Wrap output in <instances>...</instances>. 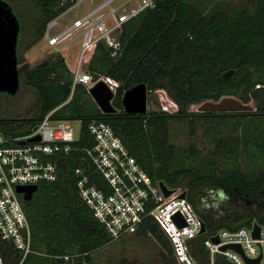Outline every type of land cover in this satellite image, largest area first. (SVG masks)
Returning a JSON list of instances; mask_svg holds the SVG:
<instances>
[{
  "label": "trees",
  "instance_id": "obj_1",
  "mask_svg": "<svg viewBox=\"0 0 264 264\" xmlns=\"http://www.w3.org/2000/svg\"><path fill=\"white\" fill-rule=\"evenodd\" d=\"M30 1L27 13L18 17L22 29H31L34 45L45 37L48 23L77 2ZM252 1L239 5L230 0H154L153 6L118 29L117 49L100 40L87 71L94 80L105 76L119 82L114 112H104L86 85L74 87V75L59 52L21 74L38 94L30 116H5L6 93L0 92V133L6 138L29 135L51 111L53 118L81 121L72 150L53 156L59 177L40 182L31 200L21 197L32 232L31 252L26 254L0 237L4 264H88L94 251L113 241L77 186L78 170L83 168L93 184L112 191L86 151L95 142L89 130L93 121L109 123L155 182L189 189L186 197L206 225L205 233L190 242L200 264L209 262L206 236L223 228L264 225V0ZM142 82L150 94L166 91L177 108L127 112L123 96ZM228 96L253 107L191 110L193 105ZM173 124L184 126L195 139L200 132L211 147L204 152L195 141L187 147L177 145L171 139ZM205 186L217 191L210 202L206 193L196 191ZM138 233L154 236L174 254L153 216L145 219ZM219 264H224L222 257Z\"/></svg>",
  "mask_w": 264,
  "mask_h": 264
},
{
  "label": "built area",
  "instance_id": "obj_2",
  "mask_svg": "<svg viewBox=\"0 0 264 264\" xmlns=\"http://www.w3.org/2000/svg\"><path fill=\"white\" fill-rule=\"evenodd\" d=\"M84 1L77 0L75 5ZM115 1L104 0L61 31H56L61 15L48 23L45 36L57 50H63L83 36L75 68L69 64L74 75V87L81 83L90 90L101 79L107 81L115 92L119 86V82L110 77L102 76L94 80L83 69V65L89 63L100 40H106L117 49L119 43L116 36H113L114 32L129 18L153 6L154 0H142L138 8L121 14L112 6ZM53 112L29 135L12 140L0 133V237L14 242L26 254L31 252L32 232L21 200L23 194L17 191V187L55 181L59 177V164L53 156L58 152L69 153L80 136L74 127V122L81 123L80 120L53 118ZM89 130L95 142L86 151L96 171L108 180L112 191L107 193L93 184L90 174L83 168L78 170L77 186L81 198L94 211L112 240L138 230L151 215L170 239L177 264H200L193 256L190 242L205 233L202 232L204 221L188 198L181 197L184 191L168 186L175 191L166 196L160 182H155L129 153L109 123L93 121L89 124ZM38 135L40 140H30ZM13 141L19 143L11 144ZM177 213L182 215L184 226H180L174 219ZM253 229L254 225L237 230L223 228L206 236L204 247L209 253L208 264H219V257H222L224 264H249L239 251L223 249V246L231 244H240L248 258L260 257L258 264H264V225H261L258 238L253 236ZM213 237H218L219 242H215ZM0 264H4L1 255Z\"/></svg>",
  "mask_w": 264,
  "mask_h": 264
},
{
  "label": "rangeland",
  "instance_id": "obj_3",
  "mask_svg": "<svg viewBox=\"0 0 264 264\" xmlns=\"http://www.w3.org/2000/svg\"><path fill=\"white\" fill-rule=\"evenodd\" d=\"M13 7L16 14L24 17L28 7L31 5L30 0H7ZM104 0H85L79 5H75L60 16L59 26L56 31H61L71 25L76 18L83 16L90 10L96 8ZM232 4L251 5L252 0H230ZM142 0H116L112 6L118 9L119 14L131 12L138 8ZM111 25L113 22H110ZM118 30L113 34L116 35ZM30 28L22 29L19 41V70L21 74L43 61L53 56L55 53L64 55L67 65L74 67L78 62L83 36L78 37L68 47L63 50H57L49 44L48 38L45 36L35 45ZM70 64V66H69ZM88 63L83 65V69L87 70ZM225 98V97H224ZM38 103V94L36 90L30 86L25 80L21 79L20 89L16 95H6L2 100V110L7 117H27L32 114ZM176 108L175 101L164 90H156L148 96V109H164L172 110ZM192 111H201L200 105H193ZM76 133L81 129L80 122H74ZM172 141L182 147H187L195 141L196 146L207 151L211 147L210 142L201 136L195 139L189 136L187 129L179 124H173ZM186 182H188L186 180ZM184 192L189 189L183 186L179 187ZM199 193H206L208 201L215 199L217 191L212 186L197 187ZM88 264H175V256L167 248H164L154 236L140 234L138 230L130 232L122 236L120 239L111 241L107 245L92 253V260Z\"/></svg>",
  "mask_w": 264,
  "mask_h": 264
},
{
  "label": "water",
  "instance_id": "obj_4",
  "mask_svg": "<svg viewBox=\"0 0 264 264\" xmlns=\"http://www.w3.org/2000/svg\"><path fill=\"white\" fill-rule=\"evenodd\" d=\"M21 21L7 0H0V92L9 95H16L20 89L21 72L19 70L18 44L21 35ZM89 92L100 108L106 112L116 111L112 101L115 97V91L104 79L99 80ZM149 90L147 84L142 82L129 88L123 96V105L127 112L144 113L148 110ZM253 104L243 103L238 98L228 96L220 101L207 100L201 103V111H239L250 110ZM41 137L30 138L31 141L40 140ZM160 186L166 196L171 195L175 189H170L164 181H160ZM39 189V184L18 186L17 191L23 194V199L29 201L33 198L35 192ZM186 192L181 197H186ZM174 219L180 226L185 225V221L180 213L174 215ZM206 231V225L203 222L202 232ZM261 224L256 223L253 229V236H260ZM215 242H219L218 237H213ZM232 248L239 251L249 264H258L257 259L248 258L240 244H231L223 246V249Z\"/></svg>",
  "mask_w": 264,
  "mask_h": 264
},
{
  "label": "flooded vegetation",
  "instance_id": "obj_5",
  "mask_svg": "<svg viewBox=\"0 0 264 264\" xmlns=\"http://www.w3.org/2000/svg\"><path fill=\"white\" fill-rule=\"evenodd\" d=\"M20 41V40H19ZM18 53H19V44H18Z\"/></svg>",
  "mask_w": 264,
  "mask_h": 264
},
{
  "label": "clouds",
  "instance_id": "obj_6",
  "mask_svg": "<svg viewBox=\"0 0 264 264\" xmlns=\"http://www.w3.org/2000/svg\"><path fill=\"white\" fill-rule=\"evenodd\" d=\"M62 15V14H61Z\"/></svg>",
  "mask_w": 264,
  "mask_h": 264
}]
</instances>
